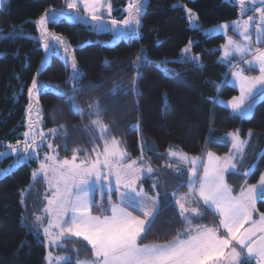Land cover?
Masks as SVG:
<instances>
[{
  "label": "trees",
  "instance_id": "1",
  "mask_svg": "<svg viewBox=\"0 0 264 264\" xmlns=\"http://www.w3.org/2000/svg\"><path fill=\"white\" fill-rule=\"evenodd\" d=\"M111 2L115 14H120L127 4V0ZM64 3L65 0H8L5 5L0 34V152L8 145L17 146L18 141V147L23 148L26 131L36 134V141L42 142V131L56 129L54 145L58 155L67 157L80 149L78 155L84 158V150L91 154L93 147L101 144L99 139L93 143L99 131L91 123L96 116L88 115L89 104L98 101L104 109L101 118L109 125L108 138L120 139L130 158L141 154L142 140L154 149L144 156L156 170L153 177L164 182L157 189L161 199L166 193L171 201L168 191L177 189V173L168 167L169 163H176L164 154L169 145L192 156L205 151L224 155L231 147L228 133L237 130L241 137L252 131L244 160L248 166L243 167L242 163L238 174L229 172L226 182L233 192L239 191L245 183L242 174L249 166L254 171L247 183L258 179L264 172V100H258L247 119L231 114L228 107L219 103V98H232L237 93L236 88L224 83L229 73L227 66L217 62L225 39L222 34L207 36L200 28H190L187 18L190 9L202 28L210 27L248 15L251 11L246 4L241 14V5L235 0H144L135 33L112 45L103 43L110 33L97 34L89 24L60 18L48 23L47 30L52 37L54 34L63 38L71 63H65L58 54L42 63V41L36 38L38 20L49 10L62 8ZM190 43L188 60L182 50ZM141 54L143 59L136 64ZM73 58L81 74L75 85L80 90L75 97L84 109L83 117L74 114L66 102L73 95L74 85L68 82ZM34 77L39 91L30 100L28 88ZM133 80L135 92L131 91ZM56 85L66 94L63 98L56 94ZM30 104L34 114L28 112ZM260 148L263 151L256 159ZM11 158L5 159L3 165ZM35 167L36 162L31 159L0 178V264H45L44 238L26 225L42 215L46 203L42 179L35 184L32 180ZM187 181L186 173L180 192L186 189ZM142 182L146 193L155 195L150 177ZM29 185L32 188L25 193L22 204L21 192ZM104 200L107 207V199ZM256 206L257 215L264 214V200ZM180 227L179 212L171 203L161 208L143 242L167 241ZM72 241L77 239H68L66 248H58V252L69 254L75 264L77 256L69 249L74 245ZM77 245L86 246V242L78 240ZM87 249L80 253V260L90 258V246Z\"/></svg>",
  "mask_w": 264,
  "mask_h": 264
},
{
  "label": "snow or ice",
  "instance_id": "2",
  "mask_svg": "<svg viewBox=\"0 0 264 264\" xmlns=\"http://www.w3.org/2000/svg\"><path fill=\"white\" fill-rule=\"evenodd\" d=\"M7 3L8 0H0V11ZM238 3L243 14L246 10L245 0H238ZM78 4L83 5L84 12L94 22L93 26L103 29L100 14L101 8L105 7L103 0H68L67 8L77 14L65 17L63 12L49 11L42 15L38 20L42 37L49 36L46 25L50 22L55 23L60 18L81 20ZM144 7V0H130L125 9L128 17L119 22L111 19L110 23L113 28H116L118 23L125 29H129L133 23L138 28ZM107 8L110 16V3ZM255 11L259 14V22L255 26L256 47L251 43L252 35L249 31L253 17H248L242 22H232L233 32L239 34L243 43L227 36L228 25L219 26L225 29L226 37V44L222 45L221 59L230 61L234 55L240 58L237 64L233 65L232 80L224 81L226 86L234 85L239 89V95L232 97L226 107L240 118H249L257 100H264V48L260 47L264 44V7H257ZM131 31L134 32L135 29ZM52 38L61 45L65 43L62 37L53 34ZM44 46L46 51L54 53L55 49L51 44L45 43ZM142 59L143 54L138 55L136 64ZM241 64L247 67H241ZM257 69L258 75L246 74ZM80 78L79 68L73 58L72 75L68 80L74 85L73 95L68 96L66 102L70 103L74 114L83 117L84 109L78 106L75 97V92L80 90L75 87ZM54 90L62 98L66 95L59 85L54 86ZM38 91L39 85L34 77L32 86L28 88L30 100L36 97ZM131 91H136L135 80L132 82ZM217 91H220L219 86ZM89 109L91 111L88 115L96 116L91 123L99 131V136L93 137V143L96 139L103 141V149L93 147L91 154L84 150V158L79 160L80 149L73 151L71 159L61 160L58 153L47 155L40 163V168L32 173L34 184L39 183L40 174H43L48 191L51 192L50 196L45 197L47 205L43 209L47 216V225L43 224L44 216L35 217L43 231L46 249H65L68 238L76 237L77 241H85L86 246H78L77 241H72L77 245L72 249L77 256L75 264H251L252 261H255V264H264V214H260L259 219L253 216L257 198L264 199V173H261L257 184H248L247 177L254 171V168L249 166L242 174L245 183L238 194H234L233 188L225 180L226 173L238 174L250 140L242 139L238 131L229 132L232 145L229 153L220 157L208 151L206 161L202 157L190 158L187 153L169 149V158L189 165L188 190L183 195H178V190L183 186L184 173L180 168H175L177 189L172 192L170 201L166 193L161 199L160 192L157 191L164 183L161 179L153 181L155 195L146 193L138 183L144 174L151 175L156 171L150 165L137 166L144 159V154L154 149L142 140L141 156L131 160L126 146L120 139L108 138L109 125L101 118L104 109L98 101L89 104ZM28 112L34 114L31 104ZM136 127L139 130V121ZM61 128H64V125H61ZM51 134L57 135V130L52 129ZM40 135L43 140V133ZM251 135L250 130L249 136ZM24 136L26 139L22 152L18 151L20 141L17 146L8 145L22 163L31 160L33 154L39 150L35 135L31 136L30 142V133L25 132ZM52 148L49 144V149ZM6 154L0 153V156ZM172 166V163H169L168 167ZM201 168L203 175L200 174ZM31 188L32 185H29L21 192L22 204L25 203V193ZM97 192L101 197L99 202L95 199ZM172 201L178 207L181 219V227L176 235L165 243H144L161 208L171 206ZM93 209L97 210L96 214H93ZM208 215L213 217L211 225L203 223ZM217 219L218 224L215 223ZM87 246L91 248V258L80 260V253L87 252ZM44 259L46 264H53L54 261L55 264H72L71 256L54 257L51 251L47 252Z\"/></svg>",
  "mask_w": 264,
  "mask_h": 264
},
{
  "label": "rangeland",
  "instance_id": "3",
  "mask_svg": "<svg viewBox=\"0 0 264 264\" xmlns=\"http://www.w3.org/2000/svg\"><path fill=\"white\" fill-rule=\"evenodd\" d=\"M235 1L238 2V0H235ZM245 1H246L245 4H246L247 9L250 10L251 13L254 12V11H255V8H257V7H264V4H262V1H263V0H245ZM67 3H68V0H65V3H64V5L62 6V8H59V9H51V10H49V11H53V12H56V13L63 12V13L65 14V17H67L68 15H76L77 13L72 12V10H70V9L67 8ZM103 3H104V5H105V7L101 8V13H100V14H102V19H103V29H97V28H95V27L93 26V25H94V22H93L91 19L88 18V14L84 12V10H83V5H82V4H78V7H79V13H78V14H79L80 17H82V19L79 20V21H80V22H83V23H86V24H89V25L93 28V30L96 31L97 34L110 33L111 36H110L108 39H106V40L103 41V43H104V44H107V45L115 44V43L118 42L119 40H121V39H125V38H127V36H129L130 34L135 33V31H136V29H137V26H136L134 23L130 25L129 29H125V28H123V26H122L121 24H119V23H118V25L116 26V28H113L112 24L110 23V20H111V19H116V20L119 22V21H123L125 18L128 17L129 14H128L127 11H125V9L128 7V4L130 3V0H127V4L122 8V10L120 11V14H119V13H118V14H115V13H114L115 8L112 6V2H111V0H103ZM109 3L111 4V15H110V16H109V9L107 8V4H109ZM4 8H5V7H4ZM3 10H4V9H3ZM3 10L0 11V34H1L2 30H3L2 19H1ZM189 10H190V9H187V18H188V24H189V27H190V28H195V29H196V28H200V29L202 30V32H203L205 35H207V36H210V35H213V34H222L223 37H224V39H225V40H224V43H223L222 45H225V44H226V37H225V29H221V28H219L220 25H224V24L228 25V28H227V36H228V37H231V38H232L233 40H235V41H238V42H240V43H243V41H242V39L240 38L239 34L233 32V30H232V22H233V21H241V22H242L243 20H247L248 17H252L251 13H249L248 15L243 16V17H240V18L235 19V20H232L231 22H223V23H221V24L211 25L210 27H203V28H202L201 25H200V22L198 21V18H196V15H195L191 10H190V11H189ZM49 11H48V12H49ZM48 12H47V13H48ZM44 15H45V14H44ZM58 20H59V19H58ZM58 20H57V21H58ZM70 21H72V20H70ZM258 22H259V18H258V19H254V20H252L251 23H250V27H249V31H250V33H251V35H252L251 43H252L253 47H256V39H255V35H256V27H255V26H256V24H257ZM47 25H48V24H47ZM47 25H46V27H47ZM131 29H135V31L133 32V31H131ZM38 31H39V32L37 33L36 38L39 39L40 41H42V47H43V51H44V56H43V58H42V63H47V62H49L52 54H58V55H61L62 58L64 59L65 63H71V60H70V58H69V55L67 54V52H65V45H64V44L61 45L56 39H53L52 36H51L50 34H49L48 37H42L39 24H38ZM48 33H49V32H48ZM124 33H128V34H127V35H124ZM45 43H49V44H51V45L54 47V49H55L54 53H53V52L46 51L45 46H44ZM190 45H191V43L188 44V46L185 47V48H183V50H182L184 58H186V59H188V60L191 59L190 56H188V53H190V52H189V51L185 52L184 50H185L186 48L189 49V48H190ZM260 47H261V48H264V44H261ZM220 50H221V53H220V55H219V58L217 59V62H219V63H221V64H225V65L227 66V70H228L229 73H228V75H227V79H226V80L231 81V80H232L231 72L233 71V65L237 64V62L239 61L240 58H239L238 56H235V55H234V56L230 59V61H224V60L221 59V57H222V55H223V49H222V46L220 47ZM249 58H250V57H249ZM241 67H245V68H246L247 66L241 64ZM138 72H139V68L137 67V74H138ZM246 74H247V75H258L259 73H258V69H257V70H255V71L247 72ZM231 86H233L234 88L237 89V93L235 94V96H238V95H239V89H238L237 87H235L234 85H231ZM230 99H232V98H226V99H225V98H224V99H223V98H219V103H221L223 106H226V105H227V102H228ZM258 100H259V99H258ZM258 100H257V102H258ZM257 102H256V103H257ZM255 107H256V105L254 106L253 111H254ZM229 110H230V113L233 114V113L231 112V109H230V108H229ZM252 113H253V112H252ZM233 115H235V114H233ZM251 115H252V114H251ZM251 115H250V117H251ZM235 116H236V115H235ZM245 119H247V118H245ZM30 124H33V123H30ZM31 129H32V128H31ZM51 130H52V129H47V130L42 131V133H43V141H42V142L36 141V142H37V145H39V150H38L37 153L33 154V158H32V160L36 162L37 167H35V168L32 169V173H33L34 170H37V169L40 168V163H41L42 161L45 160V157H46L47 155H51V154H56V153H57L56 146L54 145V140H55L54 138H55V137L51 134ZM237 131H238V130H237ZM237 131H234L233 133H235V132H237ZM26 132H29V133H30V136H29V138H28V140H29V142H30V141H31V136H32V135H31V132H30V131H26ZM238 132H239V131H238ZM251 132H252V131H251ZM34 135L37 137L36 134H34ZM228 137H229V136H228ZM250 137H251V136H249V131H248V135L246 136L245 139L249 140ZM241 138L244 139L243 137H241ZM24 139H26L25 136H24ZM229 140H231L230 137H229ZM49 144H51V145L53 146L52 149H49ZM231 146H232V145H231ZM98 147H99L101 150L103 149V141H101V144H100V146H98ZM22 149H23L22 147H18V151H21V152H22ZM169 149H172V150L177 151V152H183V151H182L181 149H179L177 146L171 144V145H169V146L166 148V150H165V152H164V154H165L166 156H167V151H168ZM262 151H263L262 148H260L259 151H258V153L256 154V159L259 158V156H260V154L262 153ZM0 153H7V154L4 155V156H0V178H2V177L5 176L7 173H9V172H11L12 170H14V169H15L19 164H21L22 162H19V161H18V159H17V155L14 154V153H12L11 150H10L9 148L2 150ZM183 153H185V152H183ZM228 153H229V150H228V152H226V154L222 155V157H225ZM187 154H188V153H187ZM140 156H141V154L138 155L136 158H130V159H131V160H136V159H138ZM188 156L191 158L192 155L188 154ZM8 157H12L11 160L8 161L7 164L3 165L5 159H7ZM37 157H38V158H37ZM71 157H72V155L67 156V157H60V156L58 155V158L61 159V160H62V159H65V158H67V159H71ZM167 157H168V156H167ZM246 157H247V150H246V153H245V157H244V159H245ZM79 159H83V158L80 157V156L78 155V160H79ZM129 162H130V161H129ZM256 162H257V161H256ZM256 162H255V163H256ZM255 163H254V164H255ZM254 164H253V166H254ZM140 165H150V166L152 167V165L150 164V162L148 161V159H146L145 156H144V159H143L142 161H140L139 164H138L137 166H140ZM242 166H243V167H246V166H248V163L244 162V160H243V164H242ZM183 167H185V169H183ZM243 167H242V169H243ZM152 168H153V167H152ZM172 168H173L174 170H175V168H180L182 171L185 170L186 172H183V173H184V175L187 173V176H188V173H189V166H188V164H187V166H186V164L183 163V162H176V164L173 165ZM153 169H154V168H153ZM246 169H248V168H246ZM50 175H51V174H50ZM148 176H149L150 179H151V183H152L151 186H153V179H155V178L153 177L152 174H151V175H149V174H144V175L142 176V178H141V181L138 182L140 185H142L144 191H145V188H144V184H143L142 181H143V179H144L145 177H148ZM40 178L42 179V181H43V183H44V186H45V190H44V191L46 192V196H50V195H51V192L48 191V184L45 182L44 177H43V174H40ZM176 178H177V175H176ZM27 188H28V186L25 187V189H27ZM187 190H188V183L186 184V189H185V190H183V191H181V192H180V190H178V195H183V194H185V193L187 192ZM159 192L161 193V191H159ZM172 192H173V191H168L169 195H171V198H172ZM104 198L107 199L106 196H105ZM95 199H96L97 202L100 201L101 197H100L99 192L96 193V195H95ZM113 199L115 200L114 197H113ZM46 205H47V199H46L45 206H46ZM45 206H44V207H45ZM177 208H178V207H177ZM43 209H44V208H43ZM95 210H96V209H93V214H96ZM37 216H40V215H37ZM41 216H44V218H46V222L44 223V221H43V224L46 226V225H47V216H46V214L44 213V211H43V213H42ZM23 221H24V222L27 221V220H25V216H24V218H23ZM26 225H28L27 228H28L29 230H31V231H35L36 233L38 232L40 235H42L43 238H44V241H45V237H44V235H43V231H42V229L39 228V222H36V220L34 219L33 221H30V222L27 223ZM68 239H77V238H76V237H69ZM75 246H76V245H71V246L69 247V249L71 250V252H73L72 249H73ZM81 246H84V245H81ZM48 251H51L54 257H55V256H63V255H68V256H69V254H62V253H59V252H58V248H56V247H53V248H50V249H46V248H45V255L47 254ZM73 253H75V252H73ZM75 254H76V253H75ZM82 260H86V259H82ZM45 264H46V262H45ZM53 264H55V261L53 262ZM61 264H63V262H61Z\"/></svg>",
  "mask_w": 264,
  "mask_h": 264
},
{
  "label": "crops",
  "instance_id": "4",
  "mask_svg": "<svg viewBox=\"0 0 264 264\" xmlns=\"http://www.w3.org/2000/svg\"><path fill=\"white\" fill-rule=\"evenodd\" d=\"M257 15H258V17H257V18H253V20L259 18V14H258V13H257ZM226 79H227V78H226ZM247 135H248V133H247ZM247 135H246V136H247ZM246 136L243 137V138L245 139ZM250 138H251V137H250ZM250 138H249V140H251ZM230 148H231V147H230ZM246 149H247V148H246ZM207 152H208V151H205L204 154H201V155H193V156H191V157H202V158L206 161V160H207ZM213 153H214V152H213ZM215 154H216L217 156L222 157V155H218L216 152H215ZM168 159L174 161L173 158H169V157H168ZM244 160H245V159H244ZM174 162L176 163V161H174ZM240 165H241V164H240ZM240 165H239V166H240ZM186 166H187V164H186ZM188 166H189V165H188ZM183 169H185V167H183ZM238 169H239V168H238ZM263 173H264V172H263ZM200 174L203 175V169H202V168L200 169ZM227 174H228V173L225 174V180H226V175H227ZM259 178H260V176L258 177V179H257L255 182L250 183V184H257ZM187 183H188V181H187ZM240 189H241V188H240ZM240 189H239V191H240ZM239 191L234 192V194H238ZM145 192H146V191H145ZM149 195H150V194H149ZM262 200H264V199H261V198L258 197V198H257V201H256V204H257L258 202L262 201ZM172 203H173V205L175 206V208L177 209V211L179 212V210H178L177 206L175 205L174 201H172ZM253 216H254L255 219H259V216H260V215H257V206H256V208H255V212L253 213ZM212 222H213V217H212L211 215L206 216V217L204 218V220H203V223H206V224H209V225H211ZM215 223L218 224V219L215 221ZM172 238H173V237H172ZM172 238H171V239H172ZM171 239H169V240H171ZM167 241H168V240H167ZM167 241H164V242H158V243H165V242H167ZM144 243H146V242H144ZM90 258H91V256H90ZM87 259H89V258H87ZM251 263H252V264H255V261H252Z\"/></svg>",
  "mask_w": 264,
  "mask_h": 264
},
{
  "label": "built area",
  "instance_id": "5",
  "mask_svg": "<svg viewBox=\"0 0 264 264\" xmlns=\"http://www.w3.org/2000/svg\"><path fill=\"white\" fill-rule=\"evenodd\" d=\"M252 15H253V18H257L258 17L256 12H254Z\"/></svg>",
  "mask_w": 264,
  "mask_h": 264
}]
</instances>
